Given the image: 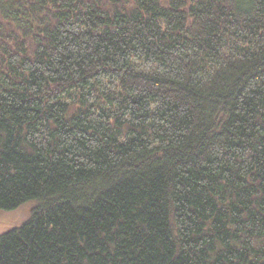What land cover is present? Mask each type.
Listing matches in <instances>:
<instances>
[{
    "label": "trees",
    "instance_id": "obj_1",
    "mask_svg": "<svg viewBox=\"0 0 264 264\" xmlns=\"http://www.w3.org/2000/svg\"><path fill=\"white\" fill-rule=\"evenodd\" d=\"M0 264H264V0H0Z\"/></svg>",
    "mask_w": 264,
    "mask_h": 264
},
{
    "label": "rangeland",
    "instance_id": "obj_2",
    "mask_svg": "<svg viewBox=\"0 0 264 264\" xmlns=\"http://www.w3.org/2000/svg\"><path fill=\"white\" fill-rule=\"evenodd\" d=\"M34 201H28L12 210H0V236L9 230L23 225L30 218Z\"/></svg>",
    "mask_w": 264,
    "mask_h": 264
}]
</instances>
